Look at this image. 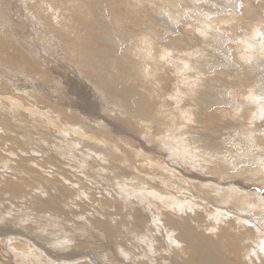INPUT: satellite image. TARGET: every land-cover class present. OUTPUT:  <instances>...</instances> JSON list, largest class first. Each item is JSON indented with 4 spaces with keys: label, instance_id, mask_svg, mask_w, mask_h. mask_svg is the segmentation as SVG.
Wrapping results in <instances>:
<instances>
[{
    "label": "bare ground",
    "instance_id": "obj_1",
    "mask_svg": "<svg viewBox=\"0 0 264 264\" xmlns=\"http://www.w3.org/2000/svg\"><path fill=\"white\" fill-rule=\"evenodd\" d=\"M79 1L86 10L83 15L88 18L81 25L83 33L71 36V27L67 34L62 27L57 32L59 46L65 56L70 57L68 53L72 51L78 53L77 62L83 68L84 77L99 87L107 105L115 109L111 114L120 124L116 131H128L134 138L144 139L139 142L140 149L133 151L125 148L120 139L119 144H110L106 136L110 130L107 132L101 130L103 127L96 129L90 125L86 127L89 137L85 140L78 137L76 141L88 145L91 154L97 151L102 158H108L104 165L113 169L114 177H109L110 181L101 179L108 182L109 187L111 184L118 189V192L116 189H111V193L108 191L113 197L109 198L112 210L102 208L107 200L96 203V198H90L97 207L82 209L78 214L94 211V217L87 216L86 220L96 230H82L93 235L103 247L110 258L108 264H264V29L260 31L262 42L254 39L258 31L251 27L246 34H241L242 37L233 40L239 48L237 53L247 61L236 66L225 60L231 59V55L222 56L218 52H226L222 44L227 37L217 28L219 22L232 21L236 15V22L241 19L248 22L253 17L259 23L264 22L261 14L264 0H221L231 9L226 14L220 9L195 8L214 0ZM59 2L63 3V0H36L33 8L40 18L51 20L52 17L57 21L56 10L61 12L63 6L59 4L61 7L58 8ZM43 12L50 14L43 17ZM193 16L204 24L203 29L189 22L187 17ZM196 28L199 35L195 33ZM229 28L233 29V26ZM5 31L6 35L15 36ZM6 40L8 43L1 41L3 47L10 43L8 47L11 48L17 42ZM200 45L208 46L209 51L198 49ZM11 50L15 53L13 48ZM5 51L2 55L7 54L4 56L5 63L6 59L8 61L6 66L10 65L8 69L18 68L24 61L17 57V51L16 54ZM28 52L23 49L20 53L27 56ZM17 59L22 61L18 64ZM26 64L30 66V63ZM20 67L23 66L18 68L22 75ZM32 69L28 67L30 73ZM167 88H171L170 91ZM109 110L108 115L113 111ZM6 120H1L2 126L9 128ZM95 132L106 137L100 142L93 140ZM120 146V150L126 151L118 152L116 149ZM160 153L178 164L179 170L169 172L170 178L168 175L163 178L164 173L157 170V167L162 168ZM29 159L31 157H22L18 168L13 169L36 175L29 166L30 161L27 163ZM92 161L90 171L98 177L102 167L96 160ZM112 163L114 166L109 165ZM9 182L7 180L10 189H6L10 190L9 194L13 193L14 199H23L28 194L17 181ZM81 187L79 183V188H73L71 194H80ZM43 188L40 185L37 189L43 191ZM120 193L133 199L129 202L125 198L120 200ZM63 201L59 192L40 198L33 205L36 216L41 214L46 221L53 218L44 228L50 236H41V239L36 231L13 230L11 223L4 222L0 215V264H105L98 255L84 252L68 257L56 251L59 244L56 246L55 243L58 240L62 243L59 239L62 235L57 232L59 223L71 220L64 211ZM73 218L77 219V215ZM60 247L64 248L63 245Z\"/></svg>",
    "mask_w": 264,
    "mask_h": 264
},
{
    "label": "rangeland",
    "instance_id": "obj_2",
    "mask_svg": "<svg viewBox=\"0 0 264 264\" xmlns=\"http://www.w3.org/2000/svg\"><path fill=\"white\" fill-rule=\"evenodd\" d=\"M66 1L68 2V4H66L67 3ZM89 2H92V0H90ZM35 3L36 0H0V46H2L0 48H4V49H0L1 50L0 52V63H1L0 65V86H1L0 87V215L2 219H4L3 220L4 222L6 221L8 223L9 222L11 223L13 230L15 231L24 230L26 228L29 232H34V231L38 232L39 234L36 233V235H39L40 239L41 236H45V235L50 236V234H48L47 231L45 232L44 228L47 227L48 223L52 222L53 218L46 217L49 219V221H46L45 218H42L41 214H37L38 216H36V214L33 211L34 210L33 205H35V202L38 201L40 198L44 199L49 195H54V194L56 195L60 192V196L64 200L63 201L64 211L66 212L68 217L71 218V220L65 221L63 223H59L60 226L57 232L62 235V238H59L62 240V243L60 242V240H58V242L55 241L56 246H58L59 244V246L56 247V251L57 252L60 251L63 254L67 255L68 257H72L73 255L74 256L82 255L84 254V252L91 255H98L97 256L98 259L102 260L103 262L105 261V264H108L110 258L107 256L106 251L103 249V247L99 246L93 235H90L86 233L84 230H82V228L90 229V230L92 229V231L95 232L96 229H94L93 226H90L89 222H87L86 220L87 216L94 217L95 214L94 211H93L94 214L92 212L89 213V210H86L85 212H83V214L82 213L78 214V212L81 211L82 209L91 208L93 206L96 208L97 207L96 203L98 201L104 202L102 201L103 199L107 201H105L106 202L105 207L103 204L102 208L103 209L107 208L109 210L113 209L110 207L111 204L110 199H113V197L111 196V194H109L108 191H110L111 193V189H116L118 192L117 186L114 188L113 185L110 184L109 187L108 182H105V180H103V179L109 180L108 179L109 177L111 178L114 177L113 169L109 168L108 166H105L107 164V161L105 160H108V158H104V157L102 158L99 152L96 153L97 151H94L93 153L94 155L91 154L92 150H90L88 145H82L76 140L79 138L80 139L84 138L83 140H85L86 138L89 137L88 136L89 133H87L88 131L86 129L88 125L95 127L96 129H100L103 127V129L101 130H107V132L110 130V133L108 132L106 134V136L108 135L107 138L109 137L108 142L110 144L112 143L114 144L116 142L118 143V140L120 139L121 141L123 140L122 144L125 148L127 146V149L129 148L130 150L132 149L133 151L140 149L139 148L140 146H138L139 142L142 140L144 142V139L141 137H139L140 138L139 139L136 136L134 138L133 137L134 135L130 134V132L128 131H124L121 133L120 132L118 133L116 131V127H118L120 124H118L117 120H115L114 116L112 115L113 112H115V109L107 105L106 103L107 101H105L106 99H104L103 94L101 93L99 87L97 85L95 86V84L89 82V80L84 77V72L82 71L83 68L80 67L79 63L77 62L79 57L77 58L76 56H78V53L72 51L73 54L71 52L68 53L70 57H68L67 55L65 56L64 51L59 46L60 42L57 36V32L62 27L64 28L63 30L65 31L66 34L70 31V29L68 28L71 27L72 31L70 32L71 33L73 32L71 36L74 35L79 36L83 33L81 25L83 24V22L87 21L88 18L85 15H83L85 14L86 10L79 5L80 1L63 0V3L59 2L58 8L61 7L59 6L60 4L64 6V7L62 6L61 8L62 9L64 8L66 10L64 11L63 9L64 11L63 12L61 9L62 14L59 9L58 11L56 10V15L58 16L57 21H54V19L52 20V17L51 20H44L42 16L40 18L37 10L33 8L35 6ZM29 8L31 10L32 9L34 10L31 11L29 10ZM195 8H198L200 10H208V11L220 9L225 11L224 14H226L228 11L231 10L225 7L221 3V0L204 2L200 5H196ZM261 8H264V3H262ZM79 10H81V13L79 12ZM47 14H50V12H43V17L46 16ZM60 14L64 18L63 19L64 21L63 20L61 21L62 17L60 19L59 17ZM261 14L264 16V11H261ZM237 17L238 16L236 15L235 19H233L232 21L223 22V23L219 22V24L217 25V28L221 30V32L227 37L226 41H224V43L222 44L224 45L226 52H222V51H218V52L222 56H224L223 54L231 55L232 56L231 59L225 58V60L226 61L230 60V62H233L236 66L241 65L242 63H246L247 61L244 57H242L240 54L237 53L239 48L234 45L233 40L236 37H242L241 34H246L248 29L251 27L252 30L258 31V34L254 39H256L258 42H262L260 31L261 29H264V22L259 23L254 19V17L250 18L248 22H246V19H241L240 22H236ZM37 18L40 19L37 20ZM187 19L189 20V22L196 24L198 26L197 27L198 29H203L205 27L204 24L195 20V16L187 17ZM47 22L48 24H52V26H49L48 28ZM72 22H74V24ZM230 26H233V29L229 28ZM96 27L97 26H94V28ZM186 27L189 28V25H187ZM197 28L195 30V33L199 35L200 32L198 31ZM67 29L68 32H66ZM172 29H175V26L172 27ZM206 29L210 30L209 27H206ZM5 30L8 31L7 33L10 32L13 35H15L13 37L17 42H15L16 44L13 45L11 48L8 47L10 43L9 45L6 44L7 47L6 46L3 47V44H1L2 42H5L6 39L11 40L14 43L13 37L6 35ZM18 38L21 41H19ZM22 43L24 44L21 46ZM16 45L18 47L17 50L15 49ZM19 47L22 48H20L19 50ZM204 47L205 46L200 45L198 46V49H203ZM207 47L208 46L204 48L205 52L209 51ZM5 48L9 51L12 48L13 50L15 49L14 50L15 53H13L12 50L10 51L12 52L11 54H16L17 51L16 54L17 57H21L22 59H24V61L25 59L29 58L28 59L29 61L27 62L20 60L22 61L21 64H19L20 61H18V59L16 60V62L19 64L18 68L19 66H23L20 67L22 69L20 70L22 72V75L21 73L18 72L19 69L17 68V66H12L10 67V69H8L10 65L8 67L6 66L8 61L6 59V63H5L6 56L4 55H7L5 53H7L8 51H5L6 50ZM23 49H25L27 52L29 51L26 54L27 56H23L20 53L21 50ZM4 51L5 53L4 55H2L3 54L2 52ZM31 54L32 56H30ZM33 56H34L33 59H36V62H34V60L32 59ZM71 58L72 59L74 58V60L76 61L72 60ZM67 59L69 60V62L66 61ZM1 61L3 62V64ZM33 62L35 63V65ZM73 62L76 64L72 65ZM26 63H30V66L29 64L27 65ZM32 63L36 68L32 66ZM26 66H28L29 69L33 67L34 69V70L32 69L33 74L32 72L30 73V70H28V67ZM27 70H28V74H27ZM39 71L44 73L41 74V72ZM80 71L83 73H81ZM33 78L34 80L36 79V81H34ZM39 78H41L42 80ZM170 89L171 88H167V91H170ZM2 109L3 111H1ZM59 109L61 111H59ZM109 109L113 110L110 112V114L112 113L111 114L112 116L110 114L109 115L107 114V111ZM10 112L14 116H12ZM9 115H11L14 119H11L12 117H10ZM20 115H22V117ZM71 116L73 117L71 118ZM74 117L77 119H75ZM4 119H7L6 121L9 123L8 126L9 128H5L2 126L1 120ZM27 123L29 127L26 126ZM68 124L69 127L67 126ZM25 128L27 132H25ZM32 128H35L37 130ZM72 128H74V130ZM69 129H72L74 133H72L73 132L72 130L71 133L70 132L67 133ZM48 133H50V135ZM45 134H48L49 136ZM97 134L94 135V137L92 138L93 140L99 139L96 141L100 142V139L102 141V137L103 138L106 137V136L105 137L100 136L99 133ZM72 135L73 136L75 135L74 138ZM5 136L8 137L6 138ZM112 136L115 139H112L113 138ZM69 137L70 139L68 140ZM116 138H118L117 141H115ZM131 138L132 141L130 140ZM71 140H74L76 144L74 143V141L72 142ZM93 140L92 142H94ZM13 142L15 143V146ZM108 142L107 144H109ZM96 143L99 144L100 146L101 144H103L98 142ZM66 145L69 147H67ZM121 146L119 147V149L116 150L118 152L126 151V149L124 150V148L120 150L122 148ZM63 148L66 149V153L65 150L63 151ZM20 156L26 158L31 157V159L27 160V163L28 161H30L29 166L32 168L33 171H36L35 174L38 176L34 174L30 175V173L26 175V173L25 174L21 172L19 173V171L13 169V167L15 166L18 168L19 166L18 162L22 160V157ZM159 157H161L162 160V161L160 160L162 168L157 167V170L160 172L162 171L160 174L164 173L162 174L163 178H165L167 175L170 178L169 172H172L173 170V172L176 173L177 170H179L178 164L176 165L174 162L172 163L170 161L171 160L170 157L166 156L165 153H160ZM101 158L104 159V161ZM92 160H96V164H98L99 167L103 168L99 170L100 175L98 177H96L90 171L92 168L91 163H94ZM86 161H88L89 163ZM100 161L103 162H101L100 164L99 163ZM162 163L165 165H163ZM96 164H93V167L94 166L96 167ZM109 165L114 166L113 163ZM104 167H106L107 169ZM21 177H24L25 180L24 178L21 179ZM7 180L8 181L10 180L9 182L10 184L17 181L18 182L17 184L22 185V189L26 190L28 194H26L23 197V199H14L15 196H13V193L11 192L9 194L10 190H7L10 189V185L7 184ZM11 180L13 182H11ZM78 182L81 183L82 185L80 189V194H71L73 188L74 189L79 188ZM63 184L71 188V190H68ZM40 185L44 187L43 191L37 189ZM56 185H58L59 187ZM62 185L63 188L61 187ZM106 186L108 188H106ZM262 188L264 189V187ZM4 189H6V192ZM216 191L217 190H214V192ZM106 194H107V198H104ZM93 197L97 199L96 203L94 204H92V201H90V198L93 199ZM118 198H120V200L121 198H125L127 199L128 202L133 199L130 198L129 196L127 197L126 193H120V196L118 195ZM125 209L126 208L124 207L123 210ZM76 215H77V219L73 218ZM76 220L81 221V223L77 222ZM53 237L56 238V236ZM126 244H128V241H126ZM60 245H63L64 248H61ZM115 247L121 249L120 246H115Z\"/></svg>",
    "mask_w": 264,
    "mask_h": 264
}]
</instances>
